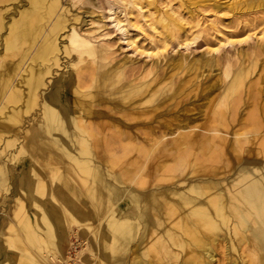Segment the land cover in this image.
Masks as SVG:
<instances>
[{"label": "bare ground", "instance_id": "1", "mask_svg": "<svg viewBox=\"0 0 264 264\" xmlns=\"http://www.w3.org/2000/svg\"><path fill=\"white\" fill-rule=\"evenodd\" d=\"M30 3L13 17L4 37L0 11V159L7 157L0 165V191L9 189L7 163L20 169L19 187L26 191L16 198L12 220L0 227V264L68 263L65 244L71 233L88 239L92 264H221L218 248L227 264H264V101L250 102L255 111L246 117L253 139L229 130L243 106L248 72L225 69V78L232 76L203 128L207 132L181 131L189 125L168 120L164 129L131 130L140 123L109 113L104 116L111 123H94V112L74 109L71 78L47 89L65 19L57 0ZM24 40L31 45L16 52ZM71 42L81 54L95 53L87 36L73 31ZM166 44L150 54H159ZM19 54L20 60H7ZM27 55L41 63L30 64L20 81ZM102 66L93 65L88 80L79 76L81 86L91 81L89 87L95 82L105 89L122 80V69L97 72ZM164 79L128 81L127 93L112 103L137 116L153 113L175 96H168L173 78ZM36 106L40 117L31 121ZM131 149L138 154L124 164L120 158ZM104 155L118 161L108 164Z\"/></svg>", "mask_w": 264, "mask_h": 264}, {"label": "rangeland", "instance_id": "2", "mask_svg": "<svg viewBox=\"0 0 264 264\" xmlns=\"http://www.w3.org/2000/svg\"><path fill=\"white\" fill-rule=\"evenodd\" d=\"M30 4V0H0V11L5 23V28L1 31L2 37L8 34L13 17H20L21 11L29 8ZM57 4L58 13H62L65 21L57 38L58 62L52 65L53 70L47 75V89L52 87L51 82L62 86L57 81L71 78L69 87L72 90L69 94L72 96L70 99L75 105L74 109L94 112L91 113L90 121L111 123L110 116H104L109 113L126 122L140 123L138 127L130 128L131 130L148 131L152 127L164 129L163 124L168 120L173 124L189 125L181 131L194 130L202 133L203 128L210 125L215 104L224 93L225 82L232 76L226 79L225 69L231 68L232 74L242 67L248 72L243 87V106H240L235 121L230 122L229 130L246 133V136L253 139L255 133L246 116L255 111V106L250 102L256 100L259 104L264 101V38L261 36L264 33V0H57ZM73 31L89 37L95 46V53L81 54L79 47L71 42ZM131 40L134 41L132 45L129 44ZM164 40L167 41L164 50L157 55L150 54ZM18 43L21 48L16 52L19 53L31 45L29 40ZM35 49L36 45H33L30 52L35 53ZM0 50H4L3 43ZM19 57L20 54L9 55L7 60L18 61L21 59ZM34 63H41V60L34 62L30 55L23 59L20 81L28 74L25 70ZM101 64L103 66L97 72L122 69V80L105 89H100L95 82L89 87L91 81L81 86L79 76L88 80L93 65L99 67ZM155 77H166L163 80L166 83L173 78L174 84L168 96L175 95L155 112L137 116L130 109L119 111L112 103L127 93L130 86L128 81L140 84ZM101 99L103 102L98 104ZM257 107L260 111V106ZM40 113V106H36L32 111L31 121L33 117L36 121ZM132 115L136 118H126ZM241 118H246V121ZM19 142L17 148L20 146ZM249 145L250 142L246 143V148ZM231 147L230 141L227 153H231ZM126 154L120 161L130 164L138 153L131 149ZM1 159H4V163L0 165H4L7 157ZM103 159L108 164L112 160L118 161L109 155H104ZM7 166L8 183L12 188L0 191V227L3 222L7 224L12 220L13 212L17 209L16 198L20 192L26 193L19 187L20 169L8 163ZM119 166L120 164H116L114 168L119 169ZM62 173L67 175L64 168ZM30 211L35 212L34 209ZM71 234L67 236L65 244L71 258L68 263L60 264H92L93 255L86 250L88 239L83 241L82 233L78 234V238L75 233ZM0 243H3L1 237ZM217 251L222 252L219 248ZM221 252V264H227L226 257Z\"/></svg>", "mask_w": 264, "mask_h": 264}, {"label": "crops", "instance_id": "3", "mask_svg": "<svg viewBox=\"0 0 264 264\" xmlns=\"http://www.w3.org/2000/svg\"><path fill=\"white\" fill-rule=\"evenodd\" d=\"M8 177H9V173L7 174V183H8ZM8 185H9V183H8ZM9 187H10V188H9L8 190H11V188H12V187H11V184L9 185ZM5 191H6V189H5Z\"/></svg>", "mask_w": 264, "mask_h": 264}]
</instances>
